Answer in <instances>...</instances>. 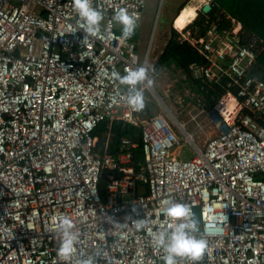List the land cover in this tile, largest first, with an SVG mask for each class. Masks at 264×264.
Returning <instances> with one entry per match:
<instances>
[{
	"label": "built area",
	"instance_id": "built-area-1",
	"mask_svg": "<svg viewBox=\"0 0 264 264\" xmlns=\"http://www.w3.org/2000/svg\"><path fill=\"white\" fill-rule=\"evenodd\" d=\"M92 3L104 14L96 35L73 0H0V264H66L57 255L62 216L79 233L70 264H163L154 234L170 230L172 202L189 205L208 242L199 264H264V81L253 73V44L241 41L238 24L194 38L173 23L204 60L190 66L193 77L225 80L216 104L199 101L192 117L216 133L203 149L175 120L194 149L184 160L170 123L160 115L141 121L111 78L148 67V53L139 62L134 42L122 43L121 27L110 23L121 7L140 23L146 0ZM103 122L141 127L137 170L127 139L115 157L96 152Z\"/></svg>",
	"mask_w": 264,
	"mask_h": 264
},
{
	"label": "trees",
	"instance_id": "trees-1",
	"mask_svg": "<svg viewBox=\"0 0 264 264\" xmlns=\"http://www.w3.org/2000/svg\"><path fill=\"white\" fill-rule=\"evenodd\" d=\"M210 11H201L197 18L188 26L187 31L194 38L202 37L207 28L216 26L220 30L232 29V20L241 25L240 39L244 44H253L257 52L256 66L253 73L264 81V0H210ZM190 6V5H188ZM183 3L178 8L176 16L183 8H187ZM183 15V13H182ZM193 16H188L186 21L178 22L185 25ZM121 34V30H119ZM138 32L131 38L137 39ZM193 64L204 65L202 56L188 42L184 41L180 34L171 30L165 46L160 52L155 69L174 67L184 76L183 83L195 93L201 103L209 108L213 107L220 96L225 92V80L219 83H205L193 77L190 66ZM147 120L154 117L149 113ZM140 117V112H139ZM264 126V123L259 120ZM94 135L97 138L96 152L101 154L106 151L112 156L120 153L122 140L127 139L134 148L130 150L132 162L135 169L144 162V155L141 147V127L132 126L123 122H113L110 126L106 122L101 123ZM99 194L104 200L106 196V178L102 177L99 181Z\"/></svg>",
	"mask_w": 264,
	"mask_h": 264
},
{
	"label": "rangeland",
	"instance_id": "rangeland-1",
	"mask_svg": "<svg viewBox=\"0 0 264 264\" xmlns=\"http://www.w3.org/2000/svg\"><path fill=\"white\" fill-rule=\"evenodd\" d=\"M183 3L190 6L183 8L176 16L178 8ZM205 4H210V0H146L143 18L136 29L138 36L133 41L139 62L148 53V67L155 80L154 87L144 91L146 107L140 112L139 118L141 121L147 120L149 113L154 116H163L181 142V147L177 151L180 152V158L184 160L193 156L194 149L179 131L175 120L186 126V131L199 149H203L208 139L214 137L216 133L208 126L199 130L197 124L193 122L192 117L200 110L199 98L183 83L184 76L181 72L174 67L155 69L154 66L171 30H174L173 23L177 30L187 26L184 30L186 31L188 24L197 18ZM192 14L193 16L185 25L178 22V20L186 21L185 18ZM152 69L154 72L151 71Z\"/></svg>",
	"mask_w": 264,
	"mask_h": 264
},
{
	"label": "clouds",
	"instance_id": "clouds-1",
	"mask_svg": "<svg viewBox=\"0 0 264 264\" xmlns=\"http://www.w3.org/2000/svg\"><path fill=\"white\" fill-rule=\"evenodd\" d=\"M73 9L83 21L88 34L96 35L100 31L104 14L93 6L92 0H73ZM138 21V13L121 7L115 12L110 23L121 27L119 39L123 43L133 37L138 27ZM151 71L154 72V69ZM111 78L127 89V105L133 111L142 112L146 107L144 91L155 85L149 67L139 66L134 70H128L123 76L113 71ZM166 215L173 222L170 225V230L164 229L154 234L156 245L164 252L163 264H181L184 260L190 261L191 264H199L206 254L208 242L203 238H198V220L189 205L172 202L166 210ZM225 219L227 220L226 216ZM132 223L137 230H140L144 225V222L139 219L133 220ZM57 231L60 236L57 255L66 264H70L77 251L75 242L79 236L78 229L70 217L62 216L57 225ZM80 264H94V261L92 258L82 259Z\"/></svg>",
	"mask_w": 264,
	"mask_h": 264
},
{
	"label": "water",
	"instance_id": "water-1",
	"mask_svg": "<svg viewBox=\"0 0 264 264\" xmlns=\"http://www.w3.org/2000/svg\"><path fill=\"white\" fill-rule=\"evenodd\" d=\"M211 7L209 4H205L202 8L203 13H208L210 11Z\"/></svg>",
	"mask_w": 264,
	"mask_h": 264
},
{
	"label": "crops",
	"instance_id": "crops-1",
	"mask_svg": "<svg viewBox=\"0 0 264 264\" xmlns=\"http://www.w3.org/2000/svg\"><path fill=\"white\" fill-rule=\"evenodd\" d=\"M233 22H234V24H233ZM191 23H192V22H191ZM191 23H190V24H191ZM190 24H188V26H189ZM235 24H238V23H237V22H235L234 20H232V27H233ZM238 25L241 27V25H240V24H238ZM186 27H187V26H186ZM186 27H185V28H186ZM185 28H184V29H185ZM220 97H221V96H220Z\"/></svg>",
	"mask_w": 264,
	"mask_h": 264
}]
</instances>
